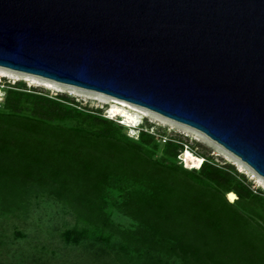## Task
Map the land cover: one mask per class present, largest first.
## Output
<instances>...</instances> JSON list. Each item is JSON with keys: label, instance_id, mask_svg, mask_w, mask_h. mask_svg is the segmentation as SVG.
I'll return each mask as SVG.
<instances>
[{"label": "water", "instance_id": "95a60500", "mask_svg": "<svg viewBox=\"0 0 264 264\" xmlns=\"http://www.w3.org/2000/svg\"><path fill=\"white\" fill-rule=\"evenodd\" d=\"M0 66L147 107L264 178V0H0Z\"/></svg>", "mask_w": 264, "mask_h": 264}, {"label": "trees", "instance_id": "16d2710c", "mask_svg": "<svg viewBox=\"0 0 264 264\" xmlns=\"http://www.w3.org/2000/svg\"><path fill=\"white\" fill-rule=\"evenodd\" d=\"M3 108L0 116L26 115L40 123L37 128L45 137L55 135L44 125L72 123L68 152L72 149L74 157L65 165L62 153L52 150L58 142L39 139L30 143L32 153L13 172L19 177L30 170L28 180H47L57 163L54 177L66 178L78 189L73 204L83 208L78 219L86 226L85 237L105 233L121 238L132 253L127 264H167L163 256L180 264H264V196L234 167L205 159L200 169H188L178 159L187 144L177 139L167 140L156 157L159 138L149 129L135 138L123 132L122 123L66 96L10 86ZM2 126L0 141L8 138ZM113 179L123 186L125 202L119 208L137 227H120L101 210ZM84 198L102 205L89 208Z\"/></svg>", "mask_w": 264, "mask_h": 264}, {"label": "rangeland", "instance_id": "374dc122", "mask_svg": "<svg viewBox=\"0 0 264 264\" xmlns=\"http://www.w3.org/2000/svg\"><path fill=\"white\" fill-rule=\"evenodd\" d=\"M10 86L51 97L66 96L82 106L101 112L103 116L112 117L121 124V121L124 122L123 118L111 116L109 113L112 105H120L138 114L144 121L136 130L123 124L124 133L138 138L140 130L149 129L159 138L160 149L156 157H161L163 145L167 140L183 141L187 146L178 159H182L181 155L186 150H190L203 160L210 159L219 165H230L246 178L254 191H260L264 196V187L258 186L256 180L251 178L248 173L249 167L244 162L194 127L124 99L0 66V112L2 113H4L6 92ZM32 121L31 117L26 115L0 116V125L5 128L4 133L8 137H2L0 141V264H127L128 256L132 253L121 238L114 236L110 238L105 233L92 234L90 238L85 237L83 229L86 226L78 219V213L83 208H75L77 206L73 204L78 189L69 180H64L66 178L54 177L57 163L54 165L55 168H50V174L51 169L54 171L47 180L44 178H40V181L28 180L25 173L30 170H24V175L19 177L18 172H13L16 165L19 168L21 159L24 162L32 153L35 146L30 143H37L39 139L58 142L56 149L52 145V150L54 153H62L64 165L66 159L74 157L72 149L68 152V145L70 146L74 138L70 130L71 122L44 125L43 129L55 135L45 137L37 128L42 125ZM30 124H34L35 127L28 129ZM50 153L52 154L49 151ZM183 165L191 169L185 163ZM8 168H11L9 173ZM123 194L122 184L117 179H113V183L108 187L107 197H104L107 203H103V209L99 208L114 224L125 229L137 227L138 223L119 208V204L125 202ZM227 199L229 200L228 197ZM83 202H87L84 204L89 208L95 207V210H98L97 204L102 205L101 200L84 198ZM160 259L167 264H180L172 257L163 256Z\"/></svg>", "mask_w": 264, "mask_h": 264}, {"label": "bare ground", "instance_id": "6f19581e", "mask_svg": "<svg viewBox=\"0 0 264 264\" xmlns=\"http://www.w3.org/2000/svg\"><path fill=\"white\" fill-rule=\"evenodd\" d=\"M109 113L111 116H117V117L121 116L124 120V123L127 124L133 130L138 129L139 126L144 122L141 120L138 114L132 113L126 108L121 107L120 105H117V104L112 105V107L109 110ZM181 158H182V161H184L183 163H185L186 166L191 169H194L196 167L200 168L204 162L202 157L197 156L195 153L191 152L190 150H186L184 154L181 155ZM240 168L242 169L241 166ZM248 173H250L251 178L256 180L258 186L264 187V179L260 175H258L256 171H254L251 167H249Z\"/></svg>", "mask_w": 264, "mask_h": 264}, {"label": "clouds", "instance_id": "9594fccd", "mask_svg": "<svg viewBox=\"0 0 264 264\" xmlns=\"http://www.w3.org/2000/svg\"><path fill=\"white\" fill-rule=\"evenodd\" d=\"M110 118V117H109ZM121 118V117H120ZM111 119H113L112 117H111ZM122 123V122H121ZM122 124H124L126 127H129L127 124H125V123H122Z\"/></svg>", "mask_w": 264, "mask_h": 264}]
</instances>
